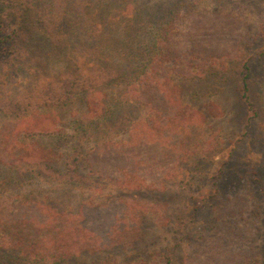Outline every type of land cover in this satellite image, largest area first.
I'll return each instance as SVG.
<instances>
[{
  "label": "rangeland",
  "instance_id": "obj_1",
  "mask_svg": "<svg viewBox=\"0 0 264 264\" xmlns=\"http://www.w3.org/2000/svg\"><path fill=\"white\" fill-rule=\"evenodd\" d=\"M62 1L87 22L70 38L83 53L85 79L92 76L89 55L99 25L109 71L123 68L124 54L136 52L138 44L141 50L149 45L160 25L168 22L170 33L163 45L169 59L155 76L160 91L167 83L171 95L163 99L161 91L150 96V104L124 111L138 117L136 140L128 143L127 132L120 130L105 146L85 145L91 156L79 172L89 173L88 187H35L57 208L63 202L69 211L80 209L85 227L104 246L76 257L77 264H264V0H34L41 7ZM72 56L45 72L57 78L75 72ZM29 75L20 71L11 77L3 85L4 97L16 101L27 94ZM117 90L105 88L109 105ZM179 108L191 119L183 127L148 129L165 121L164 112L172 117ZM74 110L83 112L72 103L43 110L51 120L41 129L57 128L63 135L54 145L59 160L75 144L69 122ZM13 119L0 118V135L13 131ZM31 120L19 125L17 140L26 141L21 131ZM36 141L45 147L51 138ZM130 182L129 187L138 186L128 188ZM0 197L5 208L8 195ZM134 212L137 237L113 243Z\"/></svg>",
  "mask_w": 264,
  "mask_h": 264
},
{
  "label": "trees",
  "instance_id": "obj_2",
  "mask_svg": "<svg viewBox=\"0 0 264 264\" xmlns=\"http://www.w3.org/2000/svg\"><path fill=\"white\" fill-rule=\"evenodd\" d=\"M80 14L75 10L69 13L64 1L59 5L50 3L41 7L34 0H0V118H21L13 119L16 123L13 131L0 135V196L7 194L4 201L9 203L5 208L0 204V264H77L76 257L83 253L104 249L85 227L80 209L69 211L63 202L57 208L48 202L41 189L35 187L55 185L59 189L68 187V190L77 186L88 187L89 173L83 175L79 172L81 167L88 166L91 156L83 151L85 145L94 142L93 149L105 146L111 133L120 130L127 132L128 143L134 142L139 120L137 116L124 112L128 111V105L143 101L150 104V96L161 91L163 99H167V94L171 95L167 83L160 91L161 81L155 76L160 71V64L169 59L163 50L170 37L168 22L159 26L143 50L138 44L136 52L125 53L127 64L113 71L103 65L107 58L102 54L106 39L100 23L101 32L94 44L96 48L89 55L92 68L87 71L92 76L85 79L81 76L85 67L84 62L81 63L83 53L79 52L80 47L72 46L70 42L71 36L79 35L87 28V22ZM39 31L46 36L37 35ZM71 54L75 72H65L61 78L45 72ZM20 71L30 73L32 87L22 98L8 100L3 95V85ZM164 79L167 77L160 78ZM59 84L62 89L57 87ZM42 85L44 87L40 89ZM69 85L74 89L71 87L66 91ZM109 87L118 88L110 105L109 96L104 93ZM244 88L247 90V83ZM70 101L83 112L73 111L74 117L69 122L75 144L72 153L59 160L54 145L63 135L57 128L41 129L44 122L51 120L50 114L44 115L43 110L68 106ZM164 114L165 121L158 122L157 127L152 123L148 127L150 131L181 128L191 120L180 108L172 117L168 112ZM26 119L32 120L31 125L21 131L26 139L22 142V139L17 140L20 133L17 128ZM38 136H48L50 144L39 145ZM3 141L4 145L1 144ZM130 184L133 183L126 186H138L129 187ZM136 215V212L130 215L126 231L112 235L113 243L127 244L137 237Z\"/></svg>",
  "mask_w": 264,
  "mask_h": 264
}]
</instances>
